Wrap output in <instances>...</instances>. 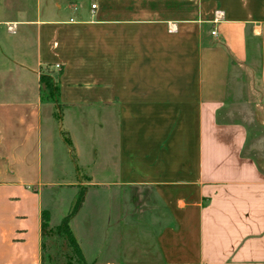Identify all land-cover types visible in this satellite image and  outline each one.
<instances>
[{"label": "crops", "instance_id": "crops-1", "mask_svg": "<svg viewBox=\"0 0 264 264\" xmlns=\"http://www.w3.org/2000/svg\"><path fill=\"white\" fill-rule=\"evenodd\" d=\"M3 26L0 264H42L41 212L57 226L78 187L91 264H264V0H0Z\"/></svg>", "mask_w": 264, "mask_h": 264}, {"label": "rangeland", "instance_id": "rangeland-1", "mask_svg": "<svg viewBox=\"0 0 264 264\" xmlns=\"http://www.w3.org/2000/svg\"><path fill=\"white\" fill-rule=\"evenodd\" d=\"M15 40L14 36H11L7 33L6 27H0V43H7L11 44ZM243 80L245 81L246 76H242ZM1 80V78H0ZM52 85H54V82H51ZM49 92H45L42 97V103H43V112L44 114L49 117L52 121V129L56 130L58 126H60V119H61V114H60V107L57 106L53 102V98L51 96L48 97ZM243 103L245 102V99L241 100ZM88 126H97L93 122H89ZM97 134V132L95 133ZM62 137L67 141V135L65 133H62ZM95 140L96 144L94 147L99 149L98 151L101 150V139H99L97 136L93 139ZM94 141H92V144ZM57 150H59L60 156L57 158V162L55 165L54 169V175H53V180L56 182H60L63 179H67V177L71 178L72 173V162L69 160V158L62 152L61 146L58 147ZM100 179V178H99ZM59 197V196H58ZM55 203V202H54ZM59 206V208H58ZM56 208H53L52 211V218L55 220V218L60 219L61 217L63 218L64 215L66 214L68 210V205L66 204V201L63 199L60 201ZM55 209V210H54ZM58 209V212L56 213V210ZM86 212V209H85ZM56 215V216H55ZM61 216V217H60ZM84 214L80 217L79 219V229L77 230V234L79 235V238L83 244L85 254H86V259L84 257V261L86 264H91L90 262L96 261V263H102L105 261V255L108 254L107 252H104V238L106 236L103 235V226H102V220L95 218L93 221V226H86L84 224ZM50 216L48 215V218ZM60 217V218H59ZM61 218V219H62ZM51 219V218H50ZM60 223V222H59ZM54 224V223H53ZM53 224L49 223L48 220V228L44 230V246H43V252L46 255H50L51 257H59V260L64 263V264H78L76 262L75 257L73 256V253L71 252L70 248L68 247V243L63 239V236L57 232L56 226H53ZM58 225V224H57ZM136 245H139V243H134ZM83 254V253H82ZM120 258L121 255L119 256ZM124 259H117V261H123ZM46 262V261H45ZM43 261L42 264H45Z\"/></svg>", "mask_w": 264, "mask_h": 264}, {"label": "trees", "instance_id": "trees-1", "mask_svg": "<svg viewBox=\"0 0 264 264\" xmlns=\"http://www.w3.org/2000/svg\"><path fill=\"white\" fill-rule=\"evenodd\" d=\"M52 81L54 82V85L51 84ZM39 90L41 94V100L43 94L47 91L49 92L48 97L52 95L51 97L53 98V102L60 107V102L58 97L59 94L58 84L49 74L47 73L40 74ZM85 193H86V187H78V192L69 210L61 219L60 223L56 226L57 232H59L63 236V239L66 241V243H68L67 245L70 248L71 252L73 253V256L75 257L76 262L78 264H86V263L84 261V256L82 254V251L71 231L70 221L81 208V205L85 199ZM48 215L49 214L47 211L41 212V237H42L41 250L43 253L42 262L50 261L52 264H64L59 260V257H57V255L55 257H51L50 255H46L43 252V246H44L43 241L45 237L44 230L48 228V220H49Z\"/></svg>", "mask_w": 264, "mask_h": 264}, {"label": "built area", "instance_id": "built-area-1", "mask_svg": "<svg viewBox=\"0 0 264 264\" xmlns=\"http://www.w3.org/2000/svg\"><path fill=\"white\" fill-rule=\"evenodd\" d=\"M95 9H96V5H95V4H91V5H90V10H95ZM69 22H70V23H73L74 21H73L72 19H70ZM211 35H212V36H215V31H212V32H211ZM55 67L58 68L57 65H56Z\"/></svg>", "mask_w": 264, "mask_h": 264}]
</instances>
